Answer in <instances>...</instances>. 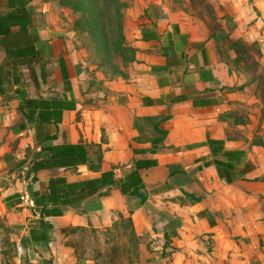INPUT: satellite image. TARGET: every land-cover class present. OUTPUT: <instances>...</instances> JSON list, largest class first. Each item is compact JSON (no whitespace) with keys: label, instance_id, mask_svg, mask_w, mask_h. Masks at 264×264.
<instances>
[{"label":"crops","instance_id":"obj_1","mask_svg":"<svg viewBox=\"0 0 264 264\" xmlns=\"http://www.w3.org/2000/svg\"><path fill=\"white\" fill-rule=\"evenodd\" d=\"M38 1L0 0V16L25 8L33 31L46 44L47 59L49 52L64 59L75 108L63 110L57 126L46 127L57 138L44 144L83 143L89 157L100 148L101 162L99 171L80 164L29 172L31 184H36L32 188L43 189L47 179L56 175L75 181L112 170L115 180L74 207L67 206L62 215L44 219L101 227L110 224L115 214L125 213L133 233L146 237L139 243L141 264H264V141H253V133L231 136L227 121L231 102L257 98L248 93L250 86L236 88L244 84V74L229 69L220 54L226 52L234 59L239 53L216 39L221 34L231 41L254 42L262 36L264 0H205L208 12L201 15L166 5L160 18L141 12L132 35L134 60L125 66L124 75L105 81L101 88L84 83L80 92L60 53V38L36 25L32 11ZM211 18L221 25L217 31H210ZM227 21L232 27L226 26ZM6 30L4 21L0 63L5 59L1 38ZM35 66L38 63L21 69ZM21 79L27 80L24 75ZM62 90V95L46 98L65 99L63 84ZM28 95L45 97L29 91ZM18 106L11 88L0 95V162L24 158L20 162L29 165L39 149V131L25 121ZM208 140L220 141L215 154ZM224 150H240L241 155L230 159ZM215 157L218 167L234 173L235 180L227 182L219 175ZM62 169L70 171L69 176L59 173ZM138 181L144 202L118 188V183L126 188ZM21 193L14 185L3 187L1 207Z\"/></svg>","mask_w":264,"mask_h":264},{"label":"rangeland","instance_id":"obj_2","mask_svg":"<svg viewBox=\"0 0 264 264\" xmlns=\"http://www.w3.org/2000/svg\"><path fill=\"white\" fill-rule=\"evenodd\" d=\"M120 1L122 7L112 3L111 11H107L106 14H109L111 20L108 35L114 38L117 30L121 31L126 47L121 56L111 57L97 47L100 46L99 42H94L97 46L91 42L83 18L67 0H39L32 11L36 25L40 29H45L48 35H57L60 38L62 42L60 53L70 69L71 82L77 92H80L84 83H88V88H101L105 81L124 75L125 66L132 60V51L134 59L135 40L132 35L134 28L140 25L141 19L138 17L141 12H149L155 18H160L165 14L164 5L171 10H184L189 13L194 11L198 15L204 10L208 12L205 0H167L164 4L159 3V0H128L130 1L128 3L127 0ZM111 2L112 0H102L103 4L109 5ZM43 6L47 7V11L38 12L37 9ZM117 14L120 17L117 19L119 23L116 27ZM226 26L232 27L231 21H227ZM219 27L220 23L211 18L210 31H217ZM221 36L223 35L219 34L217 37ZM257 38L254 42L240 38L237 48L241 51L236 59L231 58L226 52L221 53L220 57L228 63L229 69L244 74V84L236 88L250 86L248 93H254L257 98L248 103H230L227 115L229 133L233 137H244L253 133V141L262 142L264 98L260 96L257 82L260 76L264 77V34ZM216 39L220 45L228 43L226 40ZM56 58L49 52L45 62L44 80L40 77L37 66L23 69L30 95L45 97L62 95V82ZM27 149L25 151L30 154V150L28 152ZM21 159L24 158L0 162V190L14 185L18 191H22V195L34 191L36 184L34 187L31 184L33 182L29 179L28 165L20 162ZM69 172L59 170V173L67 176ZM4 202V207L0 204V264H141L139 243L146 240V237L132 234L125 213H114L110 224L101 227L78 225L81 229L71 224L69 219L54 220L51 222L52 227L47 230L49 240L41 241L30 239V231L40 229L39 216L33 210V205L20 197L10 204Z\"/></svg>","mask_w":264,"mask_h":264},{"label":"trees","instance_id":"obj_3","mask_svg":"<svg viewBox=\"0 0 264 264\" xmlns=\"http://www.w3.org/2000/svg\"><path fill=\"white\" fill-rule=\"evenodd\" d=\"M67 3L80 13L91 42H99L100 46L94 43L95 46L104 53L111 55V57L121 56L126 49L121 31L117 30L116 38H111L108 35L111 20L108 17L109 14H106L107 11H111L112 3L122 7L123 4L120 0H112L109 5L103 4L102 0H67ZM116 12L118 13V10ZM115 17V26L117 27L119 23L117 19L120 15L117 14ZM4 21L7 23V30L1 38L5 46V59L0 63V95L8 88H11L19 99L18 108L23 118L27 123L34 125L37 133L39 131L36 142L39 145V149L34 154V161L29 163L27 171L36 173L38 170L72 168L80 164H86L89 169L99 171L101 162L100 148L93 150L92 157H89L87 147L83 143L64 141L55 145L44 144V142L57 138V133H50L46 130V127L49 124L57 126L61 122L63 110H73L75 108V101L69 95L71 85L65 62L62 56L57 58L65 99L29 96L26 81L21 79L23 75L21 66L38 63L40 77L44 80L46 76L47 47L44 42L39 40L37 33L33 31L32 18L25 8L8 11L0 16V24L2 26ZM14 25L17 26L16 30L11 29V26ZM216 38H220L223 41L226 40L228 46L234 49L237 54L241 51L237 48L238 41H231L226 36ZM132 60H134L133 51ZM257 87L259 88L260 96L264 98V77L260 76ZM21 127H25V123H21ZM207 143L214 154L216 150L215 144L219 143L221 145L220 141L214 140H208ZM223 152L229 155L230 159H239L238 157L241 155L240 150H224ZM214 159L219 175L227 182L235 180V174L230 172V170L222 171L218 167L220 164L218 158L215 157ZM35 179V176H33L32 180ZM114 182L112 170L100 172L98 177L75 181H69L63 175L49 177L43 189L29 191L30 199L33 202V210L37 212L40 223L38 227L40 229L30 231V239L48 241L47 230L52 227V224L44 218L62 215L67 206L74 207L99 192L103 186L111 185ZM140 187H142L141 181L134 184L129 183L126 188H124L122 183H118V188L122 194L136 195L139 197L140 202H144L145 196L138 191ZM127 221L131 226V219L128 216ZM132 234L135 236L133 232Z\"/></svg>","mask_w":264,"mask_h":264},{"label":"built area","instance_id":"obj_4","mask_svg":"<svg viewBox=\"0 0 264 264\" xmlns=\"http://www.w3.org/2000/svg\"><path fill=\"white\" fill-rule=\"evenodd\" d=\"M38 12H46L47 11V7L46 6H43L41 7L40 9H37ZM20 198L22 200H25L26 202L32 204V200L30 199V197L26 194V195H21Z\"/></svg>","mask_w":264,"mask_h":264}]
</instances>
